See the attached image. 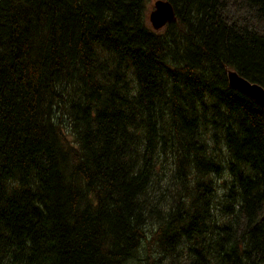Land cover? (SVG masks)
I'll return each mask as SVG.
<instances>
[{"label": "trees", "instance_id": "16d2710c", "mask_svg": "<svg viewBox=\"0 0 264 264\" xmlns=\"http://www.w3.org/2000/svg\"><path fill=\"white\" fill-rule=\"evenodd\" d=\"M0 0V264H264V0Z\"/></svg>", "mask_w": 264, "mask_h": 264}, {"label": "water", "instance_id": "95a60500", "mask_svg": "<svg viewBox=\"0 0 264 264\" xmlns=\"http://www.w3.org/2000/svg\"><path fill=\"white\" fill-rule=\"evenodd\" d=\"M176 18L172 4L168 0H155L153 9L149 12V22L153 29L159 30ZM229 85L240 93L264 107V88L240 75L237 71L228 69Z\"/></svg>", "mask_w": 264, "mask_h": 264}, {"label": "rangeland", "instance_id": "374dc122", "mask_svg": "<svg viewBox=\"0 0 264 264\" xmlns=\"http://www.w3.org/2000/svg\"><path fill=\"white\" fill-rule=\"evenodd\" d=\"M154 1L155 0H149L148 3H147V11H146V14H147L148 18H149V12L153 9V2ZM148 23H149V20H148Z\"/></svg>", "mask_w": 264, "mask_h": 264}]
</instances>
